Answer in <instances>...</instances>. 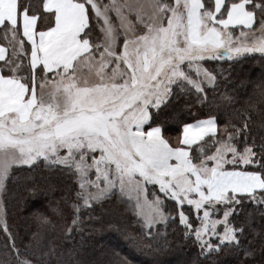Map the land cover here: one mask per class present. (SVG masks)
<instances>
[{
  "label": "snow or ice",
  "instance_id": "obj_1",
  "mask_svg": "<svg viewBox=\"0 0 264 264\" xmlns=\"http://www.w3.org/2000/svg\"><path fill=\"white\" fill-rule=\"evenodd\" d=\"M0 36V206L17 168H45L70 182L66 239L120 213L138 250L177 226L210 264L225 248L257 264L249 209L264 215V135L247 110L222 120L209 94L216 62L264 57V0H0ZM3 231L0 264H88L79 248ZM102 264L131 261L113 251Z\"/></svg>",
  "mask_w": 264,
  "mask_h": 264
},
{
  "label": "trees",
  "instance_id": "obj_2",
  "mask_svg": "<svg viewBox=\"0 0 264 264\" xmlns=\"http://www.w3.org/2000/svg\"><path fill=\"white\" fill-rule=\"evenodd\" d=\"M37 8V0H30ZM258 25V21H257ZM257 25H254L256 27ZM6 43L0 36V44ZM217 71L221 68L223 76L218 77L219 87L214 93L209 94L213 106L219 105L221 119L226 120L233 116V122L239 123L233 115V109L247 110L251 117L248 121L251 135L257 140L264 135V93L258 85L264 84V57L258 54L241 58L238 62H216ZM232 97L234 103L229 104L226 97ZM208 109H203L207 111ZM174 135V132L170 133ZM70 183L63 174L50 172L45 168H29L22 166L16 169L15 179L9 184V191L3 195V204L0 206V255L2 246L8 240L3 231V222H6L9 231L16 236L18 245L33 241V233H39L42 243L46 247L58 245L61 248L76 247L81 249L79 259L88 264H102L109 258L113 251L122 257H127L131 264H210V262L199 256V249L188 241L177 226L170 227L166 234L152 241L151 248L139 249L143 254L149 256L150 262L135 260L133 254L139 252L133 248L125 238L124 231H118L117 227L124 229L128 224L129 230H134L135 225L131 223L132 217L120 213L105 214L102 221H88L92 227H85L82 232L72 234V239H66L65 225L71 222L72 210L70 204L66 203V185ZM72 194L68 193L71 200ZM252 228L249 231L251 247L256 249L257 264L260 256V236L257 235L264 230V215L250 208ZM43 213L51 223L41 225L37 220V214ZM94 215H100L97 210ZM109 224L114 227H108ZM93 231L92 228H101ZM118 236L119 243L128 247L124 252L119 246L110 244L111 237ZM247 246V242H246ZM241 254L234 249L225 248L215 260L218 264H238ZM251 264V261H249Z\"/></svg>",
  "mask_w": 264,
  "mask_h": 264
},
{
  "label": "rangeland",
  "instance_id": "obj_3",
  "mask_svg": "<svg viewBox=\"0 0 264 264\" xmlns=\"http://www.w3.org/2000/svg\"><path fill=\"white\" fill-rule=\"evenodd\" d=\"M37 3H39V5H40V0H37ZM110 244H112V245H115V246H119L124 252H128V247L126 246V244L125 245H121L120 243H119V239H118V236L116 235V237H111V241H110ZM139 251V250H138ZM133 258L135 259V260H144V261H147V262H150V258H149V256H147V255H145V254H143L141 251H139V252H135L134 254H133ZM85 261V260H84Z\"/></svg>",
  "mask_w": 264,
  "mask_h": 264
}]
</instances>
